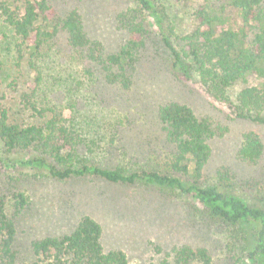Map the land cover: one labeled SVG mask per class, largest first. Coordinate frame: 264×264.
Wrapping results in <instances>:
<instances>
[{"label":"trees","instance_id":"obj_1","mask_svg":"<svg viewBox=\"0 0 264 264\" xmlns=\"http://www.w3.org/2000/svg\"><path fill=\"white\" fill-rule=\"evenodd\" d=\"M132 1L135 8L118 15L128 31L127 41L117 53L104 55L102 44L89 39L77 9L59 16L49 0H0V21L17 40L18 66L26 67V73L31 74L19 106L39 120L32 124L10 120L0 98L2 152L28 154L12 166L43 170L55 181L91 176L109 183L130 185L141 181L176 189L204 218L225 229L226 247L237 255L235 264H264V195L260 205L247 204L231 190L226 169L216 172L215 183L203 185L202 174L211 156L208 140L214 133L209 121L197 118L188 106L170 102L157 111L166 142L172 148L165 172L107 169L87 158L96 154L106 137L100 135L105 125L94 121L97 115L76 109L75 95L89 86L87 76L91 80L92 73L85 68L71 69L54 51L52 42L63 34L71 49L83 52L99 67L106 83L128 88L132 81L125 75L127 67L133 70L137 52L148 37L145 25H152L142 15L158 23L154 0ZM194 18L195 27L182 39L185 49L181 52L167 38L162 39L172 54V69L186 79L192 70L202 91L226 103L235 118L264 124V0H204ZM253 80L258 84H251ZM238 83L242 87L232 102L227 92ZM57 94L69 100V114L65 115L64 107L50 97ZM262 153L259 137L244 133L236 152L238 160L254 164ZM183 177L188 178L187 183ZM24 204L23 195L18 194L16 209ZM15 234L13 218L6 214L5 199L0 195V264H15ZM101 237V226L85 216L69 234L32 241L31 251L41 264H128L122 251L105 252ZM174 264L214 262L204 248L181 246L174 248Z\"/></svg>","mask_w":264,"mask_h":264},{"label":"rangeland","instance_id":"obj_2","mask_svg":"<svg viewBox=\"0 0 264 264\" xmlns=\"http://www.w3.org/2000/svg\"><path fill=\"white\" fill-rule=\"evenodd\" d=\"M203 1L154 0L158 23L142 15L152 25H145L148 37L137 52L133 70L127 67L125 75L132 81L128 88L106 83L99 67L83 52L71 49L63 34L52 45L71 69L85 68L92 73L91 80L87 76L89 86L75 95L76 109L83 114L90 111L97 115L96 124L105 125L100 133L106 136L105 142L99 143L101 148L96 149V154L87 156L92 164L107 169L165 172L172 148L166 142L157 111L176 102L188 106L197 118L208 120L214 133L208 140L211 156L202 174L203 185L215 183L216 172L226 169L233 193L247 204L260 205L264 195V124L235 118L226 103L202 91L192 70L188 79L173 70L172 54L162 41L167 38L176 51L185 49L182 39L194 29V14ZM49 2L59 16L77 9L89 39L102 44L104 55L117 53L128 39L118 15L135 8L132 0ZM16 41L0 21V98L10 120L37 123L38 119L19 106V97L31 74L26 73V67L18 66ZM251 84L258 82L253 80ZM241 87L238 83L228 90L230 101H235ZM50 97L64 107L65 115L69 114V100L61 94ZM247 132L256 134L263 145L262 156L254 164L241 162L236 156ZM26 156L5 154L0 148V195L15 225V264H41L32 254L31 242L69 234L85 216L101 226L103 250L122 251L128 264H174V248L181 246L206 249L214 264H235L237 255L226 247L225 229L204 218L176 189L141 181L130 185L109 183L91 176L55 181L43 170L12 166ZM182 179L188 182L187 177ZM18 194L25 199L20 209L15 207Z\"/></svg>","mask_w":264,"mask_h":264}]
</instances>
